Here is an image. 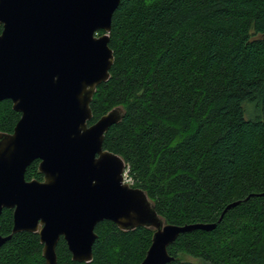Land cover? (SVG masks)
Returning a JSON list of instances; mask_svg holds the SVG:
<instances>
[{
    "label": "trees",
    "instance_id": "16d2710c",
    "mask_svg": "<svg viewBox=\"0 0 264 264\" xmlns=\"http://www.w3.org/2000/svg\"><path fill=\"white\" fill-rule=\"evenodd\" d=\"M109 46L110 79L94 94L89 125L122 107L104 149L125 161L131 187L168 224L217 223L180 235L170 264H264V0H122ZM20 118L0 102L1 132ZM39 163L27 180H43ZM12 229L5 209L0 235ZM96 233L91 262L73 261L61 238L58 264H141L154 235L110 221ZM0 264H46L39 235H13Z\"/></svg>",
    "mask_w": 264,
    "mask_h": 264
},
{
    "label": "water",
    "instance_id": "95a60500",
    "mask_svg": "<svg viewBox=\"0 0 264 264\" xmlns=\"http://www.w3.org/2000/svg\"><path fill=\"white\" fill-rule=\"evenodd\" d=\"M122 0H0V102L21 118L0 131V217L13 210L11 235L37 233L46 264L66 241L72 260L89 263L96 227L154 231L141 264H170L180 235L217 223L168 224L147 193L125 183V161L104 149L105 134L125 117L117 107L89 125L97 88L110 79L112 19ZM103 32V34H100ZM39 160L44 180L26 179ZM240 202L230 204L224 214Z\"/></svg>",
    "mask_w": 264,
    "mask_h": 264
},
{
    "label": "built area",
    "instance_id": "2783aa9c",
    "mask_svg": "<svg viewBox=\"0 0 264 264\" xmlns=\"http://www.w3.org/2000/svg\"><path fill=\"white\" fill-rule=\"evenodd\" d=\"M127 172L124 173V179H125V183L129 184L130 186L132 185L133 181L130 177H128V173Z\"/></svg>",
    "mask_w": 264,
    "mask_h": 264
},
{
    "label": "rangeland",
    "instance_id": "374dc122",
    "mask_svg": "<svg viewBox=\"0 0 264 264\" xmlns=\"http://www.w3.org/2000/svg\"><path fill=\"white\" fill-rule=\"evenodd\" d=\"M125 172H127V173H128V177H130L127 167H126V170H125ZM127 173H126V174H127ZM130 178H131V177H130ZM186 259H187L188 261H191V262H196V260H195V259H193V258H190V257H186Z\"/></svg>",
    "mask_w": 264,
    "mask_h": 264
},
{
    "label": "flooded vegetation",
    "instance_id": "af4514ba",
    "mask_svg": "<svg viewBox=\"0 0 264 264\" xmlns=\"http://www.w3.org/2000/svg\"><path fill=\"white\" fill-rule=\"evenodd\" d=\"M34 180H36V179H34ZM43 180H44V177H43ZM43 180H39V181H43ZM28 181H31V180H28ZM11 210V209H10ZM1 236V235H0ZM2 237H4V236H2Z\"/></svg>",
    "mask_w": 264,
    "mask_h": 264
}]
</instances>
